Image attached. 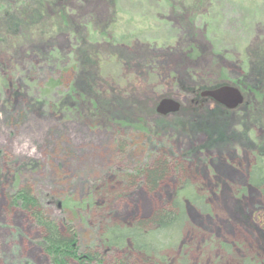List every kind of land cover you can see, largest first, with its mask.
Wrapping results in <instances>:
<instances>
[{
    "label": "rangeland",
    "instance_id": "374dc122",
    "mask_svg": "<svg viewBox=\"0 0 264 264\" xmlns=\"http://www.w3.org/2000/svg\"><path fill=\"white\" fill-rule=\"evenodd\" d=\"M176 1L120 0L119 31L124 34L142 29L140 39L147 41L138 39L123 48L127 56L128 52L142 54L143 59L136 64L132 61V66L130 61L120 60L106 49L99 65L87 68L94 73L105 115L82 121L68 114L62 116L58 109L36 105L35 99L50 78H61L64 85L73 78L74 51L65 39L59 48L71 53L69 64L60 66L57 72L39 60L41 65L37 62L39 67L34 70L28 62L31 57L26 55L21 65L27 68L28 80L22 81L20 77L15 82L18 93L0 91V264H54L41 244L42 228L32 212L23 209L16 199L19 191L33 196L43 216L55 220L62 232L65 223L70 225L80 252H99L104 264H117L123 257L122 252L106 253L99 245L100 233L106 225L147 219L167 203L180 183L177 173H168L156 190H150L141 180H128L125 174H133L140 163L154 160L162 150L168 152L170 159L176 157L169 152L179 154L190 143L175 139L169 128L161 145L163 137L158 141L125 129L117 122L121 115L135 112L138 100H146L151 107L164 96L182 102L190 99L184 95L177 78L178 74L183 75L182 65L176 67L172 62L187 53L194 58L197 51H192L191 42L180 26L186 30L188 27L189 33L194 32L207 46V57L201 59L198 73L191 72L193 82L204 79L212 84L228 80L229 76L238 79L250 61L252 70L260 73L264 66V0H209V4L200 5L196 19L190 11L191 0L184 1L183 10L174 8ZM85 7L82 13L87 17L96 9L92 4ZM148 41H155L157 46L149 44L152 48L147 55L143 44ZM245 50L248 54L244 56ZM221 58L223 63L219 61ZM211 59L209 68L207 62ZM227 62L232 63L230 71ZM234 154L232 165L228 154L204 159L211 173L219 175L223 186L217 197L211 196L214 199L211 213L187 206L188 219L180 243L186 246L191 264H210L202 262L204 254L213 261L215 251L206 247L208 240L234 244L235 256L241 251L247 255L255 234L264 231V187H248L237 218L230 212L235 191L248 184L246 155ZM163 158L169 161L167 156ZM194 175L196 179L191 181L196 185L203 174L200 171L198 176ZM204 181L210 183L208 179ZM90 194L94 204L83 208L80 205ZM57 203H62L63 208ZM238 245L246 246L241 249ZM221 254L224 263L228 259L224 252ZM129 259L124 264H132V257Z\"/></svg>",
    "mask_w": 264,
    "mask_h": 264
},
{
    "label": "trees",
    "instance_id": "16d2710c",
    "mask_svg": "<svg viewBox=\"0 0 264 264\" xmlns=\"http://www.w3.org/2000/svg\"><path fill=\"white\" fill-rule=\"evenodd\" d=\"M202 2L200 4L204 6L205 3ZM88 4L95 5L96 9L87 17L83 15L82 10L87 9L85 6ZM173 5L175 8L177 4ZM120 22V0H0V91L12 90L18 93L15 82L18 83L20 77L22 81L28 80L27 68H22L21 65L26 55L31 57L28 62L34 70L39 67L36 65L39 60L57 72L60 66L69 64L71 53H64L59 48L61 42L67 40L74 51L73 78L66 85L61 78H50L35 99L36 105L58 109L62 116L68 114L82 121L83 118L95 119L98 114L105 115L94 73L87 68H96L106 49H110L118 59L128 60L130 65L132 61L136 64L138 60L143 59L142 54H133L128 50L127 56L123 48L137 43L138 39L147 41L140 39L142 29L122 34V31H119ZM148 42L150 43L143 44L146 47L144 53L147 55L150 47L157 46L155 41ZM187 55L193 58L189 53ZM181 58L183 56L180 57L181 62L177 67L182 65L183 68L186 61ZM13 66L17 68L14 69ZM41 68L44 69L42 66ZM178 79L179 86L187 97L192 94L193 89L201 91L223 84H211L202 79L193 82L192 77L184 74H178ZM236 86L242 87L244 92L256 94L260 91L254 83H240ZM261 95L259 92L257 97ZM262 96L264 99V93ZM135 105L134 113L121 115L122 118L117 122L119 126L138 131L146 137H154L158 141L162 140L160 136L163 137L170 128L175 139H181L190 145L185 151H179V154L169 152L176 156L171 159L168 152L162 150L163 153H159L154 160L140 163L133 174H125L128 180H141L150 190H156L170 172L178 174L180 183L170 194L167 203L149 218L106 225L100 233L99 245L106 253L114 250L122 252L123 257L117 264L129 263V257H132V264H191L186 246L180 243L188 219L187 206L211 213L214 200L211 196L217 197L223 186L219 175L211 173L204 159L212 155L225 157L229 152L231 155L244 152L249 157L248 184L235 191L232 207L229 208L232 216L237 218L236 213L241 211V199L247 192L246 189L250 186H264V118L260 120L257 116L255 99L250 100L248 107L243 105L240 110L230 114V121L221 106L205 103L201 107L190 99L183 103L178 114L169 117H162L154 112L156 102L150 107L146 100H138ZM151 109L154 112L152 115L148 113ZM259 128L263 131L262 136H257ZM165 140L164 138L161 141V145ZM164 156H167L169 161L163 160ZM200 171L203 179L198 177L199 182L195 185L191 180L196 179L194 174L198 176ZM204 179H208L210 183L206 184ZM16 199L23 209L32 212L37 224L42 228L41 244L54 264H70V261L77 264H104L99 252H80L77 236L70 225L65 223L62 232L55 220L43 216L33 196L19 191ZM93 199L90 194L80 206L88 208L94 204ZM57 205L63 208L62 203ZM97 205L102 206L98 203ZM254 241L250 245V253L243 255L241 251L238 253V256H241L238 257L234 255V244L208 240L206 247L215 251V258H212L211 262L204 254L202 262L223 263L221 253L224 252L228 260L223 264H264V231L257 232ZM244 246L246 245H238L241 249Z\"/></svg>",
    "mask_w": 264,
    "mask_h": 264
},
{
    "label": "flooded vegetation",
    "instance_id": "af4514ba",
    "mask_svg": "<svg viewBox=\"0 0 264 264\" xmlns=\"http://www.w3.org/2000/svg\"><path fill=\"white\" fill-rule=\"evenodd\" d=\"M184 1L185 0H177L176 1V7L178 6L180 9L182 8V10L185 8V5H184ZM204 1V2H202ZM200 2L202 3H207L209 4V0H192V7H191V10L192 11V14L194 16V18H198L199 17V8H200ZM187 8L185 9V13H186V20H187ZM195 13V14H194ZM177 21L180 25L181 23V20L179 18H177ZM180 28L182 30H184V36L187 37L188 39V42H191V45H192V51H197V55L194 57V58H190L188 57V55H184L183 58H181V60L183 61V59L186 61V66L182 68V73L185 75V76H190L193 78V75H191V72L196 74L198 73V70L200 69V63H201V59H204L205 57H207V46L203 43V39L200 40V38L194 33V32H191L189 33V30L183 28L180 26ZM192 31H193V28H192ZM260 41V40H259ZM243 53V52H242ZM246 54H248L247 50L244 51L243 55L245 56ZM207 61V59H205ZM212 60H208L207 63H209V68H211V65H212ZM242 60V59H241ZM219 61H221L223 63L224 59L221 58ZM181 61H175V62H172L173 65H176L179 66V63ZM249 65H247V70L244 72L242 70L241 74L239 75V77H237L238 79H235V78H232L231 76H229L228 80H225V81H219V82H214L213 84H229V85H234L236 86L237 84H249V83H254L257 88L260 89V93H264V66L261 67V71L260 73H255L253 70H251V65L253 64L251 61L248 62ZM224 65V64H223ZM232 67V63L231 62H227V67L230 71ZM233 68V67H232ZM178 78V77H177ZM227 78V77H226ZM198 81V80H196ZM202 81H206L204 79H202ZM207 82V81H206ZM209 83V82H208ZM216 87V86H214ZM211 88V87H209ZM243 94V97H244V101L241 105H239L237 108H234V109H228L226 108L224 105L222 104H219L217 102H215L214 100H212L211 98L209 97H205V96H202L201 95V92L200 89L198 91H196L195 89L192 90V94L190 96H188L191 100L192 103H195V104H199L201 107L204 106L205 103H208L210 106H221L224 111H225V115L227 116V119L230 121V114H232L233 112L237 111V110H240L243 105H245L246 107H248V105L250 104V100L254 101L255 99V103L257 105V108L256 110L258 111L257 113V116L260 120H262V115L264 113V106H263V103H264V99H263V96L261 95L259 98L257 97V95H259V92H257L256 94L253 93V92H244L242 90V87H238ZM246 88V87H245ZM248 100H249V103H248ZM184 103V102H183ZM154 112L156 114H158L156 112V108H154ZM153 109H151L150 111H148V113L150 115H152L154 112L152 111ZM181 110V109H180ZM179 111L177 113H173V114H168V115H160L158 114L159 116H162V117H169V116H172V115H176L178 114ZM231 126L230 122H229V127ZM262 129H257V136H262ZM230 160L232 159V157L236 156V154H234L233 156L231 155V152H229L228 154ZM246 160H250L249 157L246 156ZM248 170L249 168L247 167V173H248ZM264 187V186H262ZM261 188V187H260ZM264 190V189H263Z\"/></svg>",
    "mask_w": 264,
    "mask_h": 264
},
{
    "label": "water",
    "instance_id": "95a60500",
    "mask_svg": "<svg viewBox=\"0 0 264 264\" xmlns=\"http://www.w3.org/2000/svg\"><path fill=\"white\" fill-rule=\"evenodd\" d=\"M201 95L211 98L228 109L237 108L244 101V97L239 88L228 84L205 89L201 92ZM180 109V101L170 97H162L156 105V112L160 115L177 113Z\"/></svg>",
    "mask_w": 264,
    "mask_h": 264
},
{
    "label": "bare ground",
    "instance_id": "6f19581e",
    "mask_svg": "<svg viewBox=\"0 0 264 264\" xmlns=\"http://www.w3.org/2000/svg\"><path fill=\"white\" fill-rule=\"evenodd\" d=\"M175 61H178V59H175V58H174L173 62H175Z\"/></svg>",
    "mask_w": 264,
    "mask_h": 264
}]
</instances>
